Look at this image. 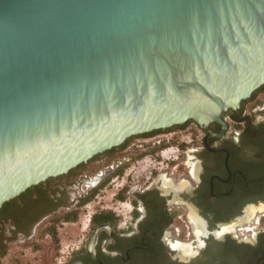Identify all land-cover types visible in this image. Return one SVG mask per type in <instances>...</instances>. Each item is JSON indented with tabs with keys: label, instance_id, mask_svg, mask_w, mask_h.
Listing matches in <instances>:
<instances>
[{
	"label": "water",
	"instance_id": "obj_1",
	"mask_svg": "<svg viewBox=\"0 0 264 264\" xmlns=\"http://www.w3.org/2000/svg\"><path fill=\"white\" fill-rule=\"evenodd\" d=\"M263 85L264 0H0V210L131 137L223 124Z\"/></svg>",
	"mask_w": 264,
	"mask_h": 264
},
{
	"label": "flooded vegetation",
	"instance_id": "obj_2",
	"mask_svg": "<svg viewBox=\"0 0 264 264\" xmlns=\"http://www.w3.org/2000/svg\"><path fill=\"white\" fill-rule=\"evenodd\" d=\"M254 104L228 111L223 124L188 121L131 137L87 162L92 176L45 185L43 197L26 196L5 226L12 236L33 239L117 181L118 208L94 212L67 264H264V225L256 221L258 213L264 217V117ZM98 227L94 259L87 241Z\"/></svg>",
	"mask_w": 264,
	"mask_h": 264
},
{
	"label": "rangeland",
	"instance_id": "obj_3",
	"mask_svg": "<svg viewBox=\"0 0 264 264\" xmlns=\"http://www.w3.org/2000/svg\"><path fill=\"white\" fill-rule=\"evenodd\" d=\"M256 104L252 109L261 113L264 117V94H261L255 101ZM196 129L195 126H192ZM199 134V132H198ZM158 140L152 142H140L136 141V144H159ZM189 140V139H188ZM144 165L150 164V157L144 158ZM93 166H88L84 171L88 176H92L90 173ZM87 171V172H86ZM84 174V175H85ZM79 178V177H78ZM77 178V179H78ZM116 180V178H115ZM115 181L113 184H116ZM109 184L106 188H103L99 192V196L91 200L86 204L79 212L76 222H66L60 224L59 228L55 225V230L58 238V242H55V238L52 237V233L48 231V228L43 226L37 237L30 240L19 239L9 245L7 254L2 258L1 264H67L70 253L82 246L85 238L87 237L89 226L91 224V218L95 211L102 210L103 208H118L117 192L118 185L113 186ZM84 187V186H83ZM261 211V210H259ZM264 213V212H262ZM261 212L256 216V221L262 220L264 225V217L261 216ZM256 225V224H254Z\"/></svg>",
	"mask_w": 264,
	"mask_h": 264
},
{
	"label": "trees",
	"instance_id": "obj_4",
	"mask_svg": "<svg viewBox=\"0 0 264 264\" xmlns=\"http://www.w3.org/2000/svg\"><path fill=\"white\" fill-rule=\"evenodd\" d=\"M261 94H264V85L261 88H259L257 91H255L249 99H247L243 102L247 103L250 101H256ZM189 123L190 122H187L186 124H184L180 127L181 128L186 127ZM145 135H148V134H143V136H145ZM117 150H118L117 148H113L108 153H113V152H116ZM87 167H88V164L83 163V164L77 166L76 168H74L73 170H71L68 174H65V175H62V176H59L56 178H51V179L47 180V182H45V183H42V184H40L36 187H33V188H29L26 192L22 193L19 197L15 198L11 201H8L3 205V207L0 210V232H1L0 235H3L4 241L0 242V262H1L2 258L7 254L9 245L14 243V242H17L19 240L18 236H12L11 235L9 228H6L7 226H5V225H6V223H8V220L11 218V214L13 216L17 215V213L19 211L18 210L19 208H17V206H20V203H22V201L24 199H26V196L28 197L29 195L33 196L34 194H37L39 197H43V196H45V193L43 190L45 185H48L49 188L50 187L54 188L56 186L55 183L57 181H60V180H66V181H68V182L65 181L67 184H69V183L71 184V182H69V181H72L73 179H77L78 177H80V175H82L84 173V171L86 170ZM91 198L85 200L82 203V205L88 204L93 199V198L92 199ZM78 214H79V212L69 214L64 218V220L66 222H76L78 219ZM48 231H50L51 233L53 232L52 237L55 238V242H58V238L56 237L57 234H56L55 226L53 225L50 228H48Z\"/></svg>",
	"mask_w": 264,
	"mask_h": 264
},
{
	"label": "bare ground",
	"instance_id": "obj_5",
	"mask_svg": "<svg viewBox=\"0 0 264 264\" xmlns=\"http://www.w3.org/2000/svg\"><path fill=\"white\" fill-rule=\"evenodd\" d=\"M254 211V210H253ZM252 210H248L247 212V214H250L251 212H253ZM254 213V212H253ZM251 216V215H250Z\"/></svg>",
	"mask_w": 264,
	"mask_h": 264
}]
</instances>
